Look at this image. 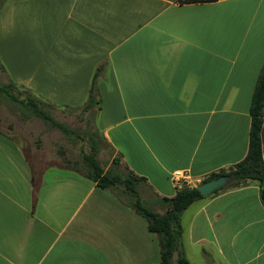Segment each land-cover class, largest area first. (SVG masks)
Instances as JSON below:
<instances>
[{
	"label": "crops",
	"instance_id": "obj_1",
	"mask_svg": "<svg viewBox=\"0 0 264 264\" xmlns=\"http://www.w3.org/2000/svg\"><path fill=\"white\" fill-rule=\"evenodd\" d=\"M263 64L264 0H0V73L79 108L99 67L94 127L154 198L245 156ZM62 168L30 166L0 131V264H160L158 235L131 201ZM176 171L190 179L174 182ZM180 222L189 264H264L256 181L193 201Z\"/></svg>",
	"mask_w": 264,
	"mask_h": 264
},
{
	"label": "rangeland",
	"instance_id": "obj_2",
	"mask_svg": "<svg viewBox=\"0 0 264 264\" xmlns=\"http://www.w3.org/2000/svg\"><path fill=\"white\" fill-rule=\"evenodd\" d=\"M7 74L6 71L3 74L0 73V85L3 87L0 90V131L5 135L10 134L16 139L25 155L26 162L37 169L47 166L56 168L61 165L64 167L62 169L68 167L86 171L87 166L83 161V154L91 153L92 147L95 146L94 154L100 166L110 174L118 175L121 179L112 187L114 190L112 195L132 200L129 191L122 183V179L127 176L128 171L124 166L112 163L110 160L106 143L94 127V108L92 107L86 112L82 111L81 107L57 108L37 98L35 101L42 111L69 129V133H65L34 111L33 107L26 102L34 96L5 79L4 75L7 76ZM71 174L69 172L68 175ZM85 183L89 185L92 184V181L85 178ZM133 186L145 207L153 211L163 212L165 210L166 203L161 198H154L151 193L141 192L140 182H135ZM159 194L167 193L159 192ZM86 198H93V194ZM154 202H157L159 206H154ZM175 256H177L176 252L172 253V264H176Z\"/></svg>",
	"mask_w": 264,
	"mask_h": 264
},
{
	"label": "trees",
	"instance_id": "obj_3",
	"mask_svg": "<svg viewBox=\"0 0 264 264\" xmlns=\"http://www.w3.org/2000/svg\"><path fill=\"white\" fill-rule=\"evenodd\" d=\"M100 68L97 67L85 103L82 105L81 110L86 112L97 104L98 97L94 90L95 79L98 75ZM0 85V90H2ZM35 98V99H33ZM26 100L34 111L42 118L49 120L52 124L59 127L65 133H69V129L53 120L47 113L42 111L35 100L36 97ZM264 106V64L258 75L254 89L250 99L249 105V129H248V143L245 156L234 163L226 171L211 172L203 177L201 182L210 178L226 174L230 177L231 181L227 186H237L241 183L252 180L256 181L259 186L264 189V165L262 162L261 154V137L260 131L263 122L262 108ZM102 137V136H101ZM103 138V137H102ZM96 147H92V152L83 154V161L87 166L84 171L85 175L92 180L96 186L101 188L113 187L121 179L116 174H110L106 169L100 166L97 158L95 157ZM112 163H118V158H112ZM144 177L134 175L128 171L126 177L122 179L124 187L129 191L132 197V205L134 210L144 217L147 221V230L158 235L160 264H172V253L176 252V264H189L182 247H181V233L182 226L180 222V215L193 201L202 198L203 196L197 190L196 186H181L177 188L171 197H161V200L166 203L163 213H158L145 207L139 194L134 188V183L138 180H143ZM221 189V188H220ZM215 190L214 192L218 191Z\"/></svg>",
	"mask_w": 264,
	"mask_h": 264
},
{
	"label": "water",
	"instance_id": "obj_4",
	"mask_svg": "<svg viewBox=\"0 0 264 264\" xmlns=\"http://www.w3.org/2000/svg\"><path fill=\"white\" fill-rule=\"evenodd\" d=\"M230 181L231 179L228 175L222 174L217 177H213L206 181L200 182L198 185H196V188L202 196H208L215 190L227 186ZM182 186H186V183H184Z\"/></svg>",
	"mask_w": 264,
	"mask_h": 264
},
{
	"label": "built area",
	"instance_id": "obj_5",
	"mask_svg": "<svg viewBox=\"0 0 264 264\" xmlns=\"http://www.w3.org/2000/svg\"><path fill=\"white\" fill-rule=\"evenodd\" d=\"M186 178H187V176H184L181 172H178V171H176L172 174V180L174 182H178V181H180L182 179H186Z\"/></svg>",
	"mask_w": 264,
	"mask_h": 264
}]
</instances>
